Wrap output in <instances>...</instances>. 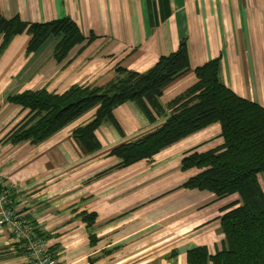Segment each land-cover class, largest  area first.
Here are the masks:
<instances>
[{"label": "crops", "instance_id": "obj_1", "mask_svg": "<svg viewBox=\"0 0 264 264\" xmlns=\"http://www.w3.org/2000/svg\"><path fill=\"white\" fill-rule=\"evenodd\" d=\"M0 13L28 23L69 16L87 37L62 61L53 54L55 36L27 53L28 33L0 56V181L57 264H189L190 249L222 250L221 218L239 197L185 188L198 170L182 169L188 154L223 143L219 123L150 159L119 166L110 151L156 130L165 117L150 122L135 102L123 103L114 109L118 125L108 121L96 130L101 147L94 152L73 136L94 110L40 144H11L4 137L25 112L6 97L26 89L63 93L75 84L103 85L118 66L144 72L186 39L190 70L165 87L163 105L196 82L197 66L219 58L224 84L264 107V0H0ZM259 179L264 188V175ZM84 212L96 213L91 226ZM0 264H33L9 227H0Z\"/></svg>", "mask_w": 264, "mask_h": 264}, {"label": "trees", "instance_id": "obj_2", "mask_svg": "<svg viewBox=\"0 0 264 264\" xmlns=\"http://www.w3.org/2000/svg\"><path fill=\"white\" fill-rule=\"evenodd\" d=\"M23 33L31 36L27 53L36 52L50 36H55L58 40L53 54L58 61L87 39L69 16L28 23L18 16L7 19L0 13V34L3 35L0 56ZM190 67L187 40L182 39L176 51L161 56L144 72L118 66L115 77L103 85L75 84L63 93L43 87L9 94L6 101L20 106L25 115L3 142L40 144L94 110L92 119L73 131L83 149L94 152L101 147L96 130L108 121L118 125L114 109L133 101L150 122L162 117L166 120L156 130L110 151L109 155L121 160L119 166H128L150 159L179 140L219 123L221 145L203 152L194 151L183 158V170H198L183 186L209 191L218 198L236 194L239 205L221 218L225 235L223 249L216 254H210L206 247L190 249L187 262L264 264V188L259 179V175H264V107L239 96L224 84L219 58L197 66L196 82L163 105L160 99L165 87ZM10 193L15 201L11 190ZM82 219L91 226L96 213L84 212ZM38 235L45 238L39 230Z\"/></svg>", "mask_w": 264, "mask_h": 264}, {"label": "built area", "instance_id": "obj_3", "mask_svg": "<svg viewBox=\"0 0 264 264\" xmlns=\"http://www.w3.org/2000/svg\"><path fill=\"white\" fill-rule=\"evenodd\" d=\"M10 188L0 181V227H9L16 239L26 248L33 264H57V259L46 241L38 235L37 226L18 214Z\"/></svg>", "mask_w": 264, "mask_h": 264}, {"label": "rangeland", "instance_id": "obj_4", "mask_svg": "<svg viewBox=\"0 0 264 264\" xmlns=\"http://www.w3.org/2000/svg\"><path fill=\"white\" fill-rule=\"evenodd\" d=\"M49 43H51V41H50ZM49 43H48V44H49ZM45 45H46V44H45ZM45 45H44V47H45ZM24 115H25V113H24ZM24 115H23V116H24ZM23 116L21 115V118H23ZM13 126H14V125H13ZM13 126H12V127H13Z\"/></svg>", "mask_w": 264, "mask_h": 264}]
</instances>
